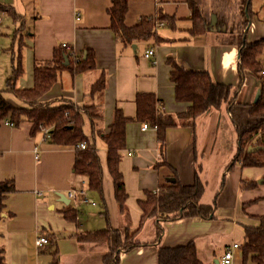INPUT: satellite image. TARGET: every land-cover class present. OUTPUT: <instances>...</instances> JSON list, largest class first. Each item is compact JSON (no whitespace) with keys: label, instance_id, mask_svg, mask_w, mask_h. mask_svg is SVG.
<instances>
[{"label":"crops","instance_id":"obj_1","mask_svg":"<svg viewBox=\"0 0 264 264\" xmlns=\"http://www.w3.org/2000/svg\"><path fill=\"white\" fill-rule=\"evenodd\" d=\"M0 3L11 6L19 16L15 19L7 14L0 15V59L10 50L7 48V19L14 30L16 22H22L19 27L22 34H16L25 71L17 81L20 89L34 86L35 62L50 61L54 50L62 44L70 45L78 55L94 51L97 66L94 74L73 77L70 72H63L42 102L57 104L67 100L81 107L87 103L89 86L106 72L108 87L97 99L102 106L106 133L110 131L117 109L130 119L136 117L138 94H155L160 100V109L168 114H183L188 110L189 103L176 100L170 61L189 70L207 71L218 84L239 87V49L226 44L215 31L191 36L192 14L188 0H129L126 25L130 28L143 19L157 16L158 8L176 22L175 29L166 25L158 28L154 36L129 44L118 40L111 28L112 0H0ZM253 10L255 15L247 33L250 43L264 39V0H254ZM78 13L80 21L76 19ZM151 48H155L153 60L145 57ZM11 75L12 67L8 78ZM259 88L258 79L249 87L243 85L236 102L254 103ZM12 96L7 98L19 107L21 103ZM223 108L198 118L197 123L208 125L205 131L199 130L197 123L195 128L168 129L165 163L159 152L156 130H145L141 122L127 124L126 148L121 152L120 163L128 189L127 213H121L115 201L112 178L106 166L107 149L100 136L92 140L105 170L104 199L90 192L89 197L97 206L74 200L66 204L58 194L66 195L70 189L88 186L86 178L74 172L76 147L43 142L42 134L31 137L29 123L15 128L0 121V179L13 181L16 187V192L4 201L5 208L0 216V243L5 249L6 264H105L108 245L80 243L76 235L108 226L120 232L127 228L137 231L142 217L139 201L145 199L148 191L156 192L172 180L193 185L197 172L207 185L202 202L215 204L214 219L188 218L163 223L164 235L158 241L159 221L149 219L138 232V240L149 245L122 252L119 264H158L160 248L177 249L190 242L195 243L203 264H222L229 250L233 254L232 264H256L251 256L244 258L241 246L245 227L260 226V217L264 216V167L238 164L228 169L238 152V137L236 148L231 128L237 131L228 110L227 120L223 116ZM214 129L216 138L211 155L217 161V175L210 171L204 173L200 163L201 154H205L211 144ZM229 134L234 148L227 145ZM244 182L258 185L242 189ZM69 207L78 212L76 222L64 217L63 210ZM41 236L49 238L51 243L38 250L36 240ZM234 244L240 248H234Z\"/></svg>","mask_w":264,"mask_h":264},{"label":"trees","instance_id":"obj_2","mask_svg":"<svg viewBox=\"0 0 264 264\" xmlns=\"http://www.w3.org/2000/svg\"><path fill=\"white\" fill-rule=\"evenodd\" d=\"M254 0H188L191 10V36H200L215 31L226 41V44L237 47L240 52V84L237 89L232 86L218 84L213 81L207 71L186 69L174 61L171 80L175 84L176 100L189 103L188 110L183 114H168L160 109V100L155 94H138L136 97L137 115L128 118L117 109L114 113L110 131H104L103 110L97 99L108 87V76L102 72L88 88L87 103L81 107L67 100L57 104H46L42 99L59 82L63 72L76 75L94 74L97 71L96 57L92 50L82 55L74 54L57 47L50 61L35 62L34 86L30 89H20L17 81L24 75V63L21 48L12 56V75L7 80L5 94L13 95L21 105H14L8 95L0 90V121L7 122L18 128L23 123H29L31 137L42 134L46 141L54 145L75 146L76 161L74 172L86 178L90 192L98 193L104 199V167L98 148L92 140L100 136L106 146V166L112 178L115 201L120 212L127 213L128 192L124 176L120 169L121 152L126 148V129L130 121L148 124L157 132L159 152L163 163L166 158V135L170 128H195L198 118L213 110L227 107L233 120L238 137V152L228 169L236 165L242 167H264V75H261L264 65L260 57L264 52V39L248 42L247 33L255 15ZM110 10L112 30L118 40L133 43L136 40L148 39L155 35L161 24L173 29L176 22L168 17L161 8L157 16L143 19L137 26L126 25V15L129 0H112ZM7 14L15 19L19 17L11 6L0 3V15ZM213 17L216 22L213 23ZM163 40V39H162ZM160 40V42L162 41ZM23 40L20 44L22 47ZM75 58L76 63L72 60ZM248 71L260 80L261 95L257 103L243 104L236 102V95L243 87V72ZM90 123L92 133L87 134L85 126ZM47 131V132H46ZM86 143V149L79 148ZM259 148L256 152H249L248 148ZM161 165V163H160ZM157 167V166H156ZM258 183H242V189L254 188ZM207 185L203 183L197 172L193 185H184L180 181L161 186L158 191H148L146 197L139 201L142 217L139 229L131 232L127 228L123 236L118 229L108 226L103 230L86 231L76 235L80 243H105L109 252L104 258L105 264H119L122 252L132 251L141 246H148L138 240V232L149 219L159 221L158 238L164 235L163 223L185 220L188 218H202L211 220L215 217V204H204L203 198ZM16 192L13 181L0 179V216L3 214L4 201ZM64 217L69 222L78 220V212L69 207L63 210ZM106 219L109 220L106 215ZM244 258L252 257L256 264H264V216L260 217V226L245 227V240L241 246ZM0 264H6L5 249L0 243ZM57 264V263H56ZM158 264H203L198 258L197 247L190 242L177 249L160 248Z\"/></svg>","mask_w":264,"mask_h":264},{"label":"rangeland","instance_id":"obj_3","mask_svg":"<svg viewBox=\"0 0 264 264\" xmlns=\"http://www.w3.org/2000/svg\"><path fill=\"white\" fill-rule=\"evenodd\" d=\"M16 23H18L17 27H16L17 31H16V29L14 30V28L11 26L12 23H10L9 19H7V23H6L9 27V28H6L7 34L9 35V39H8L9 45L7 46V48H10V50L5 51L3 53L2 59H0V90H2L4 92V94H5V91L7 90V80L9 79L8 75H9V72H10L11 67H12V56L15 54L17 47L19 46V40L16 39V34H19V35L22 34V30L20 31V28H19L22 22L20 20H18ZM250 26H251V24H250ZM22 27H24V25H22ZM249 29H250V27H249ZM72 60L75 63L77 61L75 58H73ZM260 62L262 63V65H264V52L260 57ZM244 75H245V77H244L243 85L245 87H249L250 85L255 84V80L257 78L254 75H252L249 72H244ZM16 85H18V84H16ZM18 88H20V87L18 86ZM5 95H8V94H5ZM12 99H14L13 96H12ZM225 110L226 109L223 108V111H224L223 116L227 120V110L226 111ZM214 113L216 115L218 114V113H216V111H214ZM204 125H205V122L204 123H197L199 130H201V129L203 131L207 130L208 125H206V126H204ZM231 126H233L232 123L230 124V128H231ZM151 129H153V128H151ZM231 130H232V134L235 137V144H236V148H237V134H236L237 132H235L234 128H231ZM85 131L87 134L91 135L92 129H91L90 123L86 124ZM214 131H215V129H214ZM220 135H223V134H220ZM230 136L231 135L229 134V139H226L227 145L229 148H234V144H232V142L230 141ZM215 138H216V131L213 134L211 144H210L209 148H207L206 153L201 154L202 158L200 159V163H202V165L204 166V173L206 171H210L214 175H217V171L215 170V166H216L217 161H216L215 156L211 155V151L213 150L214 144H215ZM221 178H223V175ZM127 192H128V189H127ZM98 196L100 197L99 194H98ZM95 210L97 211V209H95ZM125 233H126V231L121 232V234L123 236L125 235Z\"/></svg>","mask_w":264,"mask_h":264},{"label":"built area","instance_id":"obj_4","mask_svg":"<svg viewBox=\"0 0 264 264\" xmlns=\"http://www.w3.org/2000/svg\"><path fill=\"white\" fill-rule=\"evenodd\" d=\"M76 19L77 21H80L81 20V14L78 13L77 16H76ZM1 21V19H0ZM164 26H166V24H161L158 28H163ZM62 48H64L65 50H67L68 52H70L71 55H74L75 52L71 50V47L70 45L68 44H62L61 45ZM155 56V48H151L150 50H148L145 54V57L148 58V59H152L153 60V57ZM261 75H264V67H263V70L261 72ZM143 128L145 130L149 129V125L148 124H144L143 125ZM47 132V131H46ZM47 134L45 137H43V142H47L46 141V138H47ZM86 143H81L79 145V148L81 149H86ZM36 154L38 152V149L35 150ZM129 155H132V154H129ZM89 189H88V186L84 184L83 187L81 188H74V189H70L67 193H66V197L69 199V200H74V201H81L82 203H85V204H88V205H91V206H97V202L94 201L93 199H91L89 197ZM51 241L49 238L45 237V236H41L39 237L37 240H36V247L38 250H41L42 248H44L46 245L50 244ZM234 248H240V245L238 244H234ZM233 263V254L232 252L229 250L225 253L224 257H223V261H222V264H232Z\"/></svg>","mask_w":264,"mask_h":264},{"label":"water","instance_id":"obj_5","mask_svg":"<svg viewBox=\"0 0 264 264\" xmlns=\"http://www.w3.org/2000/svg\"><path fill=\"white\" fill-rule=\"evenodd\" d=\"M212 21H213V23H215V22H216V18L213 17V20H212ZM85 57H86V54L84 55V58H85ZM260 95H261V91H260V89H259L258 92H257V95H256V98H255V102H254V103H257V102H258V100H259V98H260ZM258 149H259V148H257V147L250 146V147L248 148V151H249V152H256ZM173 182H175V180H172V183H173ZM58 195H59L61 201L65 202L66 204H69V203H70V200L66 197L65 194H58Z\"/></svg>","mask_w":264,"mask_h":264}]
</instances>
